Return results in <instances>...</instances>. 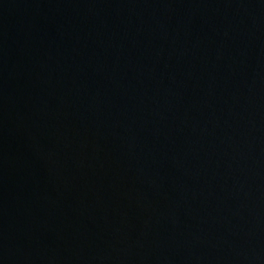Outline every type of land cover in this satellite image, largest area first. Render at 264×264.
Listing matches in <instances>:
<instances>
[{"label": "water", "instance_id": "obj_1", "mask_svg": "<svg viewBox=\"0 0 264 264\" xmlns=\"http://www.w3.org/2000/svg\"><path fill=\"white\" fill-rule=\"evenodd\" d=\"M0 264H264V0H0Z\"/></svg>", "mask_w": 264, "mask_h": 264}]
</instances>
